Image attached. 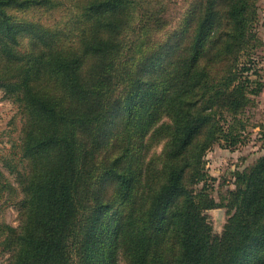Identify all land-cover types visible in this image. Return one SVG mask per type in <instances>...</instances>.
I'll return each mask as SVG.
<instances>
[{
  "label": "trees",
  "instance_id": "trees-1",
  "mask_svg": "<svg viewBox=\"0 0 264 264\" xmlns=\"http://www.w3.org/2000/svg\"><path fill=\"white\" fill-rule=\"evenodd\" d=\"M261 1L186 0L167 30L171 0H0L25 164L20 227L0 222L8 264H264V156L225 205L206 185L207 154L243 143L264 91ZM17 193L0 168V215ZM220 206L216 235L204 213Z\"/></svg>",
  "mask_w": 264,
  "mask_h": 264
},
{
  "label": "rangeland",
  "instance_id": "rangeland-1",
  "mask_svg": "<svg viewBox=\"0 0 264 264\" xmlns=\"http://www.w3.org/2000/svg\"><path fill=\"white\" fill-rule=\"evenodd\" d=\"M186 0H171L168 5L171 7L169 17L172 24L167 30L174 26L182 16ZM36 19L43 23H52L60 20L61 15L44 14L38 12ZM260 23L258 25L259 34L264 44V0L260 2ZM165 31L161 36H165ZM261 60V74L264 82V45L258 51ZM247 129L243 133V143L241 142L235 148L226 147V143L216 144L206 156V169L208 179L206 185L212 197L219 205L227 203V197L230 191L236 189L235 173L242 172L253 166L264 156V91L261 95L254 97V105L247 111L246 116ZM23 128V118L19 108L8 100L3 92H0V168L6 178L16 188L17 194L11 200H3V211L0 215V222L19 228L20 218L16 207V202L22 199L17 174L18 170L25 172V164L21 161L19 145L21 143ZM163 146L157 148L159 154ZM204 184H201L197 190H200ZM213 228L216 235H221L225 225L230 217L229 210L225 206H220L204 213ZM10 254L0 249V264H8Z\"/></svg>",
  "mask_w": 264,
  "mask_h": 264
}]
</instances>
